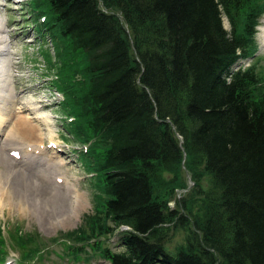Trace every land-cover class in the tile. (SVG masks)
Segmentation results:
<instances>
[{"label": "trees", "instance_id": "1", "mask_svg": "<svg viewBox=\"0 0 264 264\" xmlns=\"http://www.w3.org/2000/svg\"><path fill=\"white\" fill-rule=\"evenodd\" d=\"M31 6L44 18L38 32L68 48L58 88L75 118V137L102 147L88 153L103 183L104 220L114 230L128 228L118 233L121 251L103 250L102 258L264 264V76L251 66L231 71L255 54L264 0H35ZM74 55L84 64H75ZM184 159L192 177L201 168L211 181V195L196 191L203 196L199 216L170 209L156 192L162 174L177 182ZM99 219L89 225L105 228ZM171 225L190 229L174 254L164 233ZM90 231L67 237L88 243L97 229Z\"/></svg>", "mask_w": 264, "mask_h": 264}, {"label": "rangeland", "instance_id": "2", "mask_svg": "<svg viewBox=\"0 0 264 264\" xmlns=\"http://www.w3.org/2000/svg\"><path fill=\"white\" fill-rule=\"evenodd\" d=\"M33 1L35 0H0V17L7 26L6 31L11 42L10 49L14 53L12 55L13 92L21 103L33 102L43 106L41 112L50 120V127L55 133L52 142L56 146L50 147L46 136H43L42 140H37V143L43 142L42 146L46 148V157L49 160L64 162L62 165L55 167L57 169L55 170L56 174L60 177L65 176L68 182L77 189V192L83 197L85 209L73 219L70 228L65 229L58 227L52 230L48 226V218L44 219L45 221L42 223L44 226L41 227L38 224V217H34L32 221L28 219L18 221L13 214L5 215L6 219L3 218V213L0 215V223L2 225L16 224L19 226V222H22L25 224V228H23L25 231L35 233L45 239L61 234H70L72 231L71 234L74 233L75 236L78 235L82 238L83 235H89L90 228L93 227L97 229V233L87 241L88 243H83L84 245L80 243L76 246L73 243V247L79 249L67 248L65 244L68 240L64 237L61 245L52 247L60 253H53V257L48 258L46 264H107L102 258V251L108 250L114 253L120 252L121 248L117 242V231H114L108 220H104L102 212L106 197L103 194V183L100 175L93 171L91 167L93 158L89 157L88 153L91 148L101 151L102 147L97 146L94 140L88 143L80 141L73 133V126L76 125L75 118L69 115V110L67 112L64 109L65 97L58 88L60 68L63 67L61 60L65 61L69 56L68 48L62 41H54L47 33L48 31L38 32L44 18H39L38 13L33 11L31 6ZM223 25L226 30H229L228 22L225 19H223ZM260 29H264V16L259 21L254 39L257 47L255 54L251 60L244 62V67H255L256 73L259 76H264L263 32ZM56 46H58L60 59L55 55ZM65 53L67 56H64ZM73 60L78 66L84 64V60L78 55H74ZM27 114L28 112L24 111L14 115L7 123L5 131L10 130L18 121H21L18 117H25ZM36 124V122L33 123V125ZM40 129L43 134H46L44 126H40ZM182 162L177 182H172L173 177L170 174H162L160 179L163 183L157 184L156 192L161 199L168 201L170 209H174L180 214L188 210L191 214L199 216L202 213L200 198L202 199L203 196L196 195V191L201 190L206 195H211V181L201 168H196L195 178L198 180L196 181L186 170V160L184 159ZM4 169L6 168L3 166ZM30 173L34 179L39 178L35 168H32ZM61 182V179L57 183L49 180V182H44L40 186V192L45 197H50V202H48L51 206L48 211L50 215L54 213V209H56V213L66 212L67 210L68 204L62 194L56 197L54 195L49 196L53 186L62 187L63 183ZM16 197H19V195H16ZM181 201L186 204V208L180 207ZM32 207L36 208L34 204H32ZM94 216H100L99 221L96 223L97 226L101 224L105 228H95L94 225H89V219ZM108 227L109 231H104ZM189 230L172 229V225L169 226L164 232L168 237L167 251L174 254L176 249L184 246ZM68 237L70 238V235ZM1 251L4 255L1 257L0 264H30L31 258L18 259V253H13L9 246ZM50 252L47 251V253Z\"/></svg>", "mask_w": 264, "mask_h": 264}, {"label": "bare ground", "instance_id": "3", "mask_svg": "<svg viewBox=\"0 0 264 264\" xmlns=\"http://www.w3.org/2000/svg\"><path fill=\"white\" fill-rule=\"evenodd\" d=\"M6 30L7 26L0 17V215L3 213V218L6 219L5 215L13 214L18 221H32L34 217H38L41 227L44 226V219L48 218V226L52 230L58 227L70 228L73 219L85 209L84 200L65 176L56 174L55 167L64 162L49 160L46 148L42 146L43 142L37 143V140L46 136L50 147L56 146L52 142L55 133L50 127V120L41 112L43 106L33 102L21 103L13 92L14 53L10 49L11 42ZM260 30L263 32L264 45V29ZM24 111L28 112L27 116L18 117L21 121L5 131L9 120ZM34 122L37 124L33 125ZM40 126L45 127L46 134H43ZM3 166L6 169L3 170ZM32 168L36 169L38 179L31 176ZM59 179L63 183L62 187L53 186L49 196L62 194L68 206L66 212L56 213L54 209V213L50 215V197L47 198L40 192V186L49 180L57 183ZM32 204L36 206L35 209ZM23 228L25 224L22 222H19V226L0 223V249L9 246L13 253H18V257L31 256L38 264H46L53 253H60L52 247L61 245L65 234L45 239ZM2 255L0 250V258Z\"/></svg>", "mask_w": 264, "mask_h": 264}]
</instances>
